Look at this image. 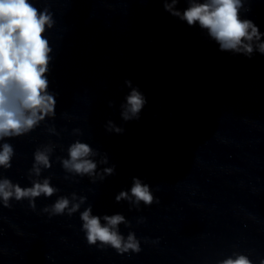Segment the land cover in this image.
Returning a JSON list of instances; mask_svg holds the SVG:
<instances>
[{"label": "clouds", "instance_id": "9594fccd", "mask_svg": "<svg viewBox=\"0 0 264 264\" xmlns=\"http://www.w3.org/2000/svg\"><path fill=\"white\" fill-rule=\"evenodd\" d=\"M163 8L171 16L206 32L221 52L243 55L251 59L256 53L264 55V32L252 19L243 13L251 11V0H183L184 9L177 5L181 0H161ZM36 0H0V170L12 168L16 150L8 141L26 136L41 124L49 135L60 137L54 124L46 121L56 117L57 93L50 91L49 74L53 60V46L48 32L54 28L56 20L50 4L38 7ZM130 89L120 105L123 121L139 120L147 103L146 97L131 80L124 81ZM109 107L114 101H109ZM108 133L123 134L124 128L112 120L105 124ZM66 131V129H65ZM71 135L80 137V128H73ZM66 152V156L56 155L55 161L65 173V180L79 183L76 177H88L90 183L103 182L116 173V166L109 165L106 152H101L91 144L75 139L66 148L49 140L37 146L33 152V163L27 171L30 186L22 187L0 172V205L12 207V201L27 200L29 207L36 210V199L51 198L60 192L51 181L53 176L43 172L53 167L52 156L56 149ZM103 166V167H102ZM91 191V189H89ZM115 202L126 201L129 211L140 210L141 204L151 207L159 203L149 184L139 177L132 178L131 187L115 195ZM87 196L75 191L68 195H58L56 200L45 205L40 211L53 216L72 217L79 213L81 231L89 246L101 250L111 248L117 254L139 253L141 240L132 230L124 235L120 226L131 229L132 222L122 213L93 214L92 204H87ZM87 204L86 207L81 208ZM146 217H139L137 224L144 223ZM147 242V238H144ZM158 241H153L157 243ZM216 264H254L244 252L233 250L230 255L218 259ZM264 264V258L259 259Z\"/></svg>", "mask_w": 264, "mask_h": 264}]
</instances>
